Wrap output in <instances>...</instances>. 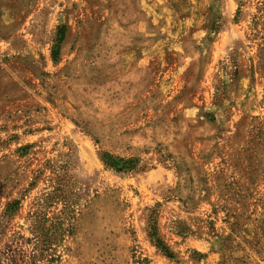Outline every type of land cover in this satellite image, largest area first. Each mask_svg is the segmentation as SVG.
Here are the masks:
<instances>
[{
	"label": "rangeland",
	"instance_id": "obj_1",
	"mask_svg": "<svg viewBox=\"0 0 264 264\" xmlns=\"http://www.w3.org/2000/svg\"><path fill=\"white\" fill-rule=\"evenodd\" d=\"M0 264H264V0H0Z\"/></svg>",
	"mask_w": 264,
	"mask_h": 264
},
{
	"label": "trees",
	"instance_id": "obj_2",
	"mask_svg": "<svg viewBox=\"0 0 264 264\" xmlns=\"http://www.w3.org/2000/svg\"><path fill=\"white\" fill-rule=\"evenodd\" d=\"M60 32L62 34L63 28L60 29ZM53 55L55 57V55H56L55 52H54ZM102 158H103L104 163H106L107 165H110V166L111 165H114L113 160L109 156H103ZM125 165H128V167H130L131 162H122V165L120 166L121 169H124L123 167H125ZM17 204H18L17 202H14V203L8 205L7 208H6V212L9 211L14 205L16 206ZM63 234H64V231H61L59 236L62 237ZM150 238L152 239V241L154 242V244H155V246L157 248H159L161 251H163L169 257L171 256V254L167 251V249L165 248V246L162 244V242L156 236V233L154 231V228H153L152 234H150Z\"/></svg>",
	"mask_w": 264,
	"mask_h": 264
}]
</instances>
